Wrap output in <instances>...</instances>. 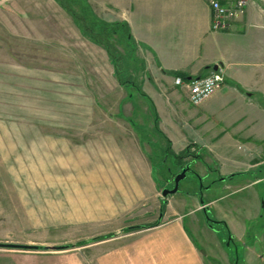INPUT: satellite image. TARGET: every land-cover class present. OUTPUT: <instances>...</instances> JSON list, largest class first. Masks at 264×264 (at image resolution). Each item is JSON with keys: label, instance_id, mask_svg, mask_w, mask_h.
Here are the masks:
<instances>
[{"label": "rangeland", "instance_id": "1", "mask_svg": "<svg viewBox=\"0 0 264 264\" xmlns=\"http://www.w3.org/2000/svg\"><path fill=\"white\" fill-rule=\"evenodd\" d=\"M84 2L86 14L105 20ZM115 45L126 55L119 66L128 90L139 79L141 52L129 56L127 47ZM108 59L54 0H0V264H168L163 255L177 248L178 234L164 224L171 212L196 206L188 201L181 208L178 201L199 183L187 173L175 194L162 196L185 158L177 160L155 140L149 145L145 103L134 117L118 113L127 92L112 77ZM192 166L204 185L217 178L197 161ZM224 185L196 203L231 191ZM252 203L244 212L247 236L229 244L225 229L216 243L203 209L181 220L199 252L210 255L207 264H216L215 257L224 264H264L258 257L264 198ZM251 241L257 248L245 246ZM210 242L217 247L208 250Z\"/></svg>", "mask_w": 264, "mask_h": 264}, {"label": "crops", "instance_id": "2", "mask_svg": "<svg viewBox=\"0 0 264 264\" xmlns=\"http://www.w3.org/2000/svg\"><path fill=\"white\" fill-rule=\"evenodd\" d=\"M209 1L90 0L106 21L127 23L135 51L141 52L139 79L128 90L119 83L108 59L112 77L119 89L127 92L118 104V113L126 117L129 112L134 117L144 113L139 105L145 103L144 114L151 122L146 125L149 145L155 140L160 143L158 148H168L176 155L190 147L206 173L215 172L217 180L226 177L202 194L212 192V188L216 191L224 183L226 189L231 188L203 205L196 203L201 198L199 189L179 199L181 208L188 201L196 206L171 212L172 217L164 224L165 230L179 236L177 248L171 253L164 251L168 264H207L210 256L201 255L181 226L185 215L191 217L207 206L218 215V224L210 228L217 234L216 243L223 242L219 236L222 229L233 241H240L247 236L245 221L252 202L259 204L264 198V187H258L264 184V0H248L245 12L226 31L211 30ZM218 1L231 6L236 0ZM214 66L223 74L224 84L200 104H190L186 85H175L174 77L180 73L186 77L184 81L198 78L214 70ZM141 127L136 125L134 129L141 131ZM151 166L149 159L148 174L154 180ZM222 200H226L225 204L217 206ZM244 212L248 214L245 216ZM216 243L210 242L208 250L216 248ZM249 244L257 248L254 241L245 246ZM258 257L264 261V247ZM218 258H214L216 264H224L222 257L221 262Z\"/></svg>", "mask_w": 264, "mask_h": 264}, {"label": "trees", "instance_id": "3", "mask_svg": "<svg viewBox=\"0 0 264 264\" xmlns=\"http://www.w3.org/2000/svg\"><path fill=\"white\" fill-rule=\"evenodd\" d=\"M54 1L71 16L73 22L75 23L83 37L87 38L92 43L102 47L106 51L110 61L113 63L114 72L119 82L121 84L127 82L126 80L122 79V73L120 72L121 68L119 66V62L121 61V59L125 58L126 55L119 53L115 45V43L117 42L124 48L127 47V51L130 52L129 56H132L135 48L133 46L132 35L130 34L127 23H109L98 18L97 16L92 14V12H87V16L86 5H83L85 4V0ZM176 77H180L182 79L186 78L183 77L180 73H177ZM171 155H173L177 160H181L186 157L194 158V156H196L193 153H189V148L177 155L173 153H171Z\"/></svg>", "mask_w": 264, "mask_h": 264}, {"label": "built area", "instance_id": "4", "mask_svg": "<svg viewBox=\"0 0 264 264\" xmlns=\"http://www.w3.org/2000/svg\"><path fill=\"white\" fill-rule=\"evenodd\" d=\"M248 0H236L234 5L225 6L218 0H210L211 30L226 31L231 22L245 12ZM225 82L223 74L219 70H212L208 74L184 81L180 77H174L175 85H186L188 101L192 105L200 104L204 99L217 91Z\"/></svg>", "mask_w": 264, "mask_h": 264}, {"label": "water", "instance_id": "5", "mask_svg": "<svg viewBox=\"0 0 264 264\" xmlns=\"http://www.w3.org/2000/svg\"><path fill=\"white\" fill-rule=\"evenodd\" d=\"M217 67L216 66H214L213 67V69L215 70ZM188 80L189 79H191V78H187ZM187 173H191L192 175H194L196 178H197V181H198V183L199 184H201V181L203 180V178L202 177H200L199 175H197V173L191 168V166H190V164L188 163V164H186L182 169H181V171L179 172V173H177L176 175H175V177H174V180H173V182H174V185H173V187L172 188H170V189H168V188H164L163 190H162V196L163 197H167L168 195H172V194H175L177 191H178V189H179V183H180V181H182L185 177H186V175H187ZM225 178H221L220 180H224ZM203 200L201 199L200 200V204L201 205H203ZM207 208L208 207H203V211H204V213L206 212V210H207ZM208 219H209V217H207L206 216V220L208 221ZM214 222H216V221H214ZM218 223V222H217ZM231 235H229L228 236V242H227V244H229V241L231 240ZM10 246V245H9ZM24 247H29V246H24ZM65 246H45L44 248L45 249H51V250H58V249H61V248H64ZM200 253L202 254V255H205V252L204 251H200Z\"/></svg>", "mask_w": 264, "mask_h": 264}, {"label": "flooded vegetation", "instance_id": "6", "mask_svg": "<svg viewBox=\"0 0 264 264\" xmlns=\"http://www.w3.org/2000/svg\"><path fill=\"white\" fill-rule=\"evenodd\" d=\"M196 161V160H195ZM190 164V166H191V168L193 169V164H194V161L193 160H189L188 162H186V163H183V164H180L179 165V167H180V169H182L186 164ZM194 170V169H193ZM181 171V170H180ZM179 171V172H180ZM178 172V173H179ZM177 174V173H176ZM175 174V175H176ZM175 175H173V180H174V177H175ZM222 178V177H221ZM220 178V179H221ZM220 179H218L219 181H223V180H220ZM215 181H216V179L215 180H211L210 181V183L209 184H207V185H204V182L203 181H201V184H199V193L200 194H202V193H204V191H208V190H210L211 189V187H212V185L215 183ZM173 185H174V182H173ZM173 185L171 186V187H169V189L170 188H172L173 187ZM201 196V195H200ZM203 201H205V200H203ZM205 207H207V206H205ZM202 211V215L204 216V220L206 221V223H207V225L210 227V228H212L215 224H218L217 222L218 221H216V220H214V219H212V217L210 216V209H209V207L207 208V210H206V212L204 213V211L203 210H201ZM206 216L207 217H209V219H208V221L206 220ZM214 221H216V222H214ZM232 239V238H231ZM260 256V255H259Z\"/></svg>", "mask_w": 264, "mask_h": 264}]
</instances>
